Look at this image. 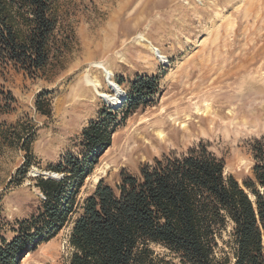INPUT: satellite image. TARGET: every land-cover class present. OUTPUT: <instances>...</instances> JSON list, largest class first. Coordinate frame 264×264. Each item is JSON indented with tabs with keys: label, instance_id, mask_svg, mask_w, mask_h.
Wrapping results in <instances>:
<instances>
[{
	"label": "rangeland",
	"instance_id": "374dc122",
	"mask_svg": "<svg viewBox=\"0 0 264 264\" xmlns=\"http://www.w3.org/2000/svg\"><path fill=\"white\" fill-rule=\"evenodd\" d=\"M53 10L66 44L60 58L36 79L14 70L0 77L12 97L10 109L0 114V234L9 238L16 221L37 211L42 194L35 178H58L51 167L68 153L78 155L83 128L113 107L85 83L89 75L112 94L92 67L96 62L113 73L123 102L137 77H155L157 87L135 97L126 115L125 103L116 109L110 144L77 200L99 178L114 184L121 170L136 173L153 157L182 152L200 140L224 161L225 175L242 183L250 174V143L264 134V0H53ZM37 98L49 113L37 110ZM70 226L38 243L19 264H68Z\"/></svg>",
	"mask_w": 264,
	"mask_h": 264
},
{
	"label": "trees",
	"instance_id": "16d2710c",
	"mask_svg": "<svg viewBox=\"0 0 264 264\" xmlns=\"http://www.w3.org/2000/svg\"><path fill=\"white\" fill-rule=\"evenodd\" d=\"M65 47L53 0H0V77L14 70L39 78ZM156 87L155 77L135 78L121 102L123 114L135 97ZM11 99L0 85V114ZM38 101L37 110L49 113ZM112 108L83 128L78 155L68 153L51 167L58 178H35L39 207L15 222L12 236L0 234V264H19L67 222L68 264H264V134L250 143L252 164L242 183L224 174V161L200 140L182 152L153 157L136 173L121 170L114 184L99 178L77 200L115 131L119 105Z\"/></svg>",
	"mask_w": 264,
	"mask_h": 264
},
{
	"label": "bare ground",
	"instance_id": "6f19581e",
	"mask_svg": "<svg viewBox=\"0 0 264 264\" xmlns=\"http://www.w3.org/2000/svg\"><path fill=\"white\" fill-rule=\"evenodd\" d=\"M137 39H139V41L144 42L146 44V46L151 50V52L155 55L156 58L160 57V59H162V61H165L166 58H164V56L159 54L160 53L159 49L156 46H154L148 39H146L142 35H138ZM157 52H158L159 56L156 55ZM92 67H96L97 69L100 70V72L102 73L103 80L105 81L106 85L111 89L112 94H108L104 91H101L100 90V87H101L100 81L97 79H92V78L88 77L89 75L85 76L86 85L90 86L92 88L94 94L96 96H98L99 98L105 97L109 102V106H118V105L120 106L121 102L123 101L122 100L123 99V90L119 89L118 87L113 86L114 85V81L112 80L113 73L102 62H96L92 65ZM107 75L109 78H106ZM230 113L227 112L226 114L230 115ZM154 134H155V132H154ZM156 136H157L156 138L162 139L164 137V134L161 131H157ZM95 180H97V178Z\"/></svg>",
	"mask_w": 264,
	"mask_h": 264
},
{
	"label": "water",
	"instance_id": "95a60500",
	"mask_svg": "<svg viewBox=\"0 0 264 264\" xmlns=\"http://www.w3.org/2000/svg\"><path fill=\"white\" fill-rule=\"evenodd\" d=\"M45 175H48V174H45ZM50 177L54 178V177H55V175H54V174H51V175H50Z\"/></svg>",
	"mask_w": 264,
	"mask_h": 264
}]
</instances>
